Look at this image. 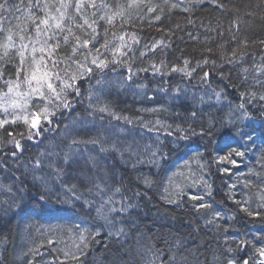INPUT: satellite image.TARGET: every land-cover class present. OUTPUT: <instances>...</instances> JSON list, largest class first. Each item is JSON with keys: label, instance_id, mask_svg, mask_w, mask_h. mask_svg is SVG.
Listing matches in <instances>:
<instances>
[{"label": "trees", "instance_id": "1", "mask_svg": "<svg viewBox=\"0 0 264 264\" xmlns=\"http://www.w3.org/2000/svg\"><path fill=\"white\" fill-rule=\"evenodd\" d=\"M0 12V108L5 110V117L30 116L40 110L42 103L33 102L28 82L35 77V87L42 81L45 67L52 72L57 70L42 51L47 48L51 53L52 45L59 48L54 53L57 62L62 59L69 63L73 74L80 72L74 61L88 67L98 56L110 62L122 60L118 67L131 60L135 61V68L155 63L164 74L140 72L134 82L146 88L137 89L134 85L127 91L110 93L111 104L123 114L119 124L109 127V118L100 123L97 115L95 127L67 130L77 113L85 116L87 109L81 105L74 113L59 115L55 121L58 127L49 128L36 138L37 142L22 139L24 151L15 162L0 155L9 169L4 183H9L10 174L16 171L26 185L17 196L0 195V200L8 201L0 211V264H22V257L31 247L28 238L32 240L38 230L43 232V226L58 219L83 224L96 233L79 259L82 264H228L226 237L235 258L244 255L250 257L249 264H255L259 258L257 247H264V190L260 208L242 211L237 203L241 200L230 191L228 178L221 170L216 149L226 131L239 141L233 144L236 149L249 134L264 162V101L260 100L264 96V0H5ZM89 40L92 44L86 48L85 41ZM129 52L133 55H127ZM143 52L147 55H141ZM163 62L165 66L161 68ZM173 66L180 70L171 73ZM19 69L22 71L18 74ZM59 70L63 76V64H59ZM188 71L192 72L190 77L186 75ZM204 73L210 75L202 82ZM122 75L109 73V78ZM17 82L18 89L14 87ZM91 84L95 85V79ZM81 88L80 100L87 104L89 83L81 81ZM157 88L167 89V94L156 93ZM45 93L51 95L47 88ZM241 93L244 96L239 98ZM242 100L249 120H242L243 113L238 111ZM193 111L194 119L190 115ZM156 120L165 129L179 126L184 132L172 137H166L164 132H148L145 126L152 128ZM43 126L47 125L42 121ZM117 127H124L126 135L117 132ZM201 129L203 135L199 134ZM16 132L27 135L19 120L16 125L0 128V138L5 144L14 142L19 137L11 138L8 133ZM75 136L85 141L95 137L99 148L106 151L100 152L96 144H73ZM113 145L123 153L127 166L112 151ZM129 146L138 155H130ZM223 146L224 141L220 144ZM78 147H85V155L79 163L69 164L64 181L77 182L80 188L75 191H79L85 187L80 175L84 173L90 185L97 182L96 177L101 183H118L124 194L134 200L133 193L139 191L141 196L134 201L138 207L129 216L104 224L94 210L72 200L60 182L51 179L56 169L64 171L66 154L77 159ZM157 149L162 155L153 157ZM3 150L10 153L12 146ZM193 153L208 179L210 209L193 206L187 200L171 203L163 198L166 174L175 162ZM36 159L54 165L36 173L47 174L45 179L51 180L47 185L32 183L31 165ZM151 159L155 160L154 165L146 163ZM140 160L145 163L140 164ZM92 163L95 169L90 166ZM133 163L137 164L135 169ZM25 165L29 167L26 178ZM145 177L149 187L142 183ZM41 194L44 200L40 199ZM93 198L99 204L100 198ZM13 204L21 205L22 210L16 211ZM211 211H219L222 218L213 220ZM256 211L261 215L248 214ZM121 228L124 234L115 235ZM241 240L247 241L248 246L237 253ZM50 256L48 264H61Z\"/></svg>", "mask_w": 264, "mask_h": 264}, {"label": "snow or ice", "instance_id": "2", "mask_svg": "<svg viewBox=\"0 0 264 264\" xmlns=\"http://www.w3.org/2000/svg\"><path fill=\"white\" fill-rule=\"evenodd\" d=\"M5 0H0V4H4ZM3 13L0 12V15ZM39 27V25H37ZM49 41L51 40V33L48 34ZM92 44V41H85V47L88 48L89 45ZM106 47V46H105ZM155 47L151 49V51H155ZM45 56L48 59L52 60V67L56 68L57 70L52 72L50 69L45 67V72L42 73L44 75V79L40 81L38 84H35V87H33V83L35 82V77H33L29 82V94L33 95V102L39 101L42 103V106L39 111L31 113L30 116H24V117H18V116H11V117H5L3 115L4 109L0 108V128H4L6 125H16L17 121L19 120L20 123L22 122L23 125L26 128L27 135H25V132H16V133H8L9 137H19L13 141L9 140L7 144H5V141L3 138H0V155H3L4 157H10L13 159V162H15L16 159L19 158L20 155H22L24 151L23 144L21 143L22 139H27L29 141L37 142V137H42L43 134L49 130L52 126L58 127L55 124L56 118L64 113H74L76 112L78 106L83 105L87 111L85 116L81 117L79 113L76 115V119L73 121V124L77 127V129L83 128H92L96 126V118L97 115H99L100 123H104L105 117L109 118V127H112L114 124H119L122 118L123 114H120L117 112L114 105L111 104L109 96L110 93L113 91L121 92V91H127L129 89H132L135 85V88H146V85H140L135 84L134 77L138 75L140 72L149 73L153 76L164 74L159 72V69H157V66L155 63H150L148 66L143 68H135V61L131 60L128 65L124 67H118V65H121L123 63L120 59H113L111 62L106 58L96 57L91 60L90 66L84 67L80 64L79 61H74L76 66L80 69L79 74H73L72 69L69 65V63L65 62L64 60H60L59 63L57 62V59L54 55L55 52L59 51V48L56 45L51 46V53H49V50L47 48L42 49ZM114 55V54H113ZM121 55H125V53H121ZM127 55L132 56L133 53L129 52ZM141 55H147V52L141 53ZM188 61L185 60L184 64H187ZM59 64L64 65V72L65 74L62 76L61 72L59 70ZM205 65H207V61H205ZM43 66V65H42ZM165 66V63L163 62L160 67L163 68ZM135 68V70H134ZM180 69L178 67H171L170 72L176 73ZM22 71V69L18 70ZM118 72H122L123 75L117 79H110L109 73L117 74ZM169 75V72L167 73ZM188 77L192 75L191 71H188L186 73ZM210 73H204V76L201 77V81L203 82L205 77H208ZM3 78V74L0 73V79ZM95 79V85L91 84V81ZM55 81V82H54ZM81 81H87L89 83V88L87 91V96H85V100L88 101L87 104H83V102L80 100L82 88H81ZM10 83V82H9ZM15 88H19L20 84L17 82V84L14 86ZM45 88H47V92L51 95H47L45 93ZM177 93L179 90H176ZM155 92H163L167 94V89H161L157 88L155 89ZM23 95L24 93H20ZM216 97H220V93L217 92ZM244 96L243 93L240 94L239 98H242ZM149 100L155 99L154 96H147L146 97ZM178 98V97H177ZM203 99V98H202ZM260 100L264 101V96H260ZM102 101V102H101ZM30 106V105H29ZM154 109H157L156 107H153ZM139 111V109H138ZM238 111L242 112L243 115L241 116L242 120H249L250 116L247 114V110L245 108V102L242 100L240 105L238 106ZM192 118L194 119L196 116V112L193 111L190 113ZM126 118V117H125ZM42 121L44 125H42ZM67 127V126H66ZM172 128H175V131L172 130ZM145 129H147L148 132L152 133L155 132L157 134L164 132L166 133V137H172L177 135V133H183L184 129L179 126H170V128L165 129L164 126L161 124L159 120H156L154 122V126L152 128H148L145 126ZM191 131V129H189ZM117 132H119L121 135H126V130L124 127H117ZM200 135H203V130L201 129ZM186 135V134H185ZM224 141V146L220 147L221 142ZM229 141L231 143H229ZM73 144H79V143H88V144H96L98 147V150L100 152H105L106 149L99 148L98 144L99 142L96 140L95 137H90L87 141L83 140L82 138L75 136L72 139ZM239 141H236L234 137H232L230 132H224L221 136V139L217 141V149L216 151L219 154L218 161L221 163V170L223 172H229L231 169L229 168V164L222 163L223 161H228L229 157L232 156L233 153H235L237 156L243 155V152L238 151L233 144H238ZM11 145L12 150L11 152H5L3 149L4 147ZM147 148H151L150 146ZM197 148L199 146L197 145ZM112 151L116 153L117 157L120 159L121 164L124 166L128 165V161L124 159L123 153H121L115 145L112 146ZM128 151L130 155L136 156L138 155L137 152H133L131 147L129 146ZM77 155L79 154V149L76 150ZM45 155V153H41V156ZM53 156H58L59 153H51ZM70 153L66 154L63 159V166L64 171H60L59 169H56V174L53 178L56 182H60V186L63 189V191L66 194H70V197L72 200L76 201L77 203L81 204V206L87 207L89 210H94L96 212L97 218L104 221V224H112L114 220L117 217H121V220L124 216H129L137 207L138 204L135 203L137 199L140 198L141 193L139 191H135L133 193V196L136 197V199H132L129 196H126L124 194L123 188L120 186V184L112 185L110 181H106V183H101L99 181V177H96V183L94 185H90L88 183L89 177L86 176L84 173H81V177L85 180V187L83 189H80L79 191H75V189H79L80 186L77 182H73L71 184L64 181V174L69 166V164L72 162V159L70 158ZM157 155H162L159 150L153 152V157ZM140 164H144L145 161L140 160ZM146 163L149 164H155V160L151 159L148 160ZM237 161L235 159H232L230 161V165H236ZM32 168L34 169L32 173V183L35 185L37 181H39L41 184L47 185L51 182V180H46L45 176L47 175L45 173L44 176L37 175L36 173L39 172V170L42 167H54V165H47L43 164L40 159H36L32 163ZM93 169H95L96 165L95 163H92L90 165ZM132 168L135 169L137 167V164L133 163ZM16 168H19L20 166H15ZM0 173H3V176H0V195H5L7 193L8 197L11 198L13 196H17L18 193L23 192L25 190V183L22 180V176L16 175V171H13L11 175V180L9 183H4V176L9 175V169L8 165L4 163L3 159H0ZM29 175V167L28 165L24 166V173L23 176L26 178ZM143 185L145 187H149V180L147 177L143 179ZM19 185V187H16V185ZM234 187V186H233ZM95 189V191H93ZM109 189L111 191L109 192ZM117 196H120L121 198L119 200L116 199ZM93 197H99L100 202L97 204L96 200ZM193 201H199L198 204L199 208H210L211 204L205 203L204 197L196 194V195H190L189 197ZM41 200L45 199V196L41 194L40 197ZM7 200H0V211L3 210L2 205L4 203H7ZM237 203L240 205V208L242 211L247 212L248 209L246 207V203L243 201H237ZM117 205H119L117 207ZM13 208H15L16 211L22 210L21 205L13 204ZM249 215L253 216H260L261 213L259 211L256 212H250ZM220 216L219 213H216V217L218 218ZM211 223V221H209ZM103 225H101L102 227ZM99 234V233H97ZM124 234V229H119L115 235L119 236ZM235 239V237L233 238ZM225 249H226V255L228 256V264H249L250 257L245 258L244 255H240L239 258H235L233 256V249L231 247H228V240L227 237L224 241ZM240 247L236 248L237 253H242L248 246V242L241 240L239 241ZM36 254H39L38 252ZM258 254L261 257H264V249L258 250Z\"/></svg>", "mask_w": 264, "mask_h": 264}, {"label": "rangeland", "instance_id": "3", "mask_svg": "<svg viewBox=\"0 0 264 264\" xmlns=\"http://www.w3.org/2000/svg\"><path fill=\"white\" fill-rule=\"evenodd\" d=\"M75 129L77 127L72 123L67 130ZM256 144L251 135L248 134L237 148L238 151L243 152V155L237 156L233 153L228 161L222 162L229 164L231 169L229 172H225L231 188L230 191L237 199L245 202L247 209L251 211L260 208L261 191L264 190V162L261 155L257 153ZM84 148L78 147L79 151H83ZM45 152L46 150L43 153ZM84 155V151L80 152L77 159L73 158L71 163H79ZM232 159L237 161L236 165H230ZM164 180L162 189L164 200L171 203H183L187 200L193 206L198 207L200 202L193 201L189 197L199 194L204 197L203 202L209 203L208 179L205 178L203 168L194 153L187 159L175 162ZM216 213L220 214L219 211H211L210 217L218 221L222 217L220 214L217 218ZM42 230L43 232L38 230L32 240L28 238L31 247L29 253L22 257V264H48L50 255L61 264H82L79 259L86 252L89 242L96 236L93 229L88 226L70 223L67 220L63 221V219L54 220L52 223L43 226ZM260 249H264V247H257V253ZM37 252L39 254H36ZM45 253L50 255H45ZM258 257L255 264H264V257Z\"/></svg>", "mask_w": 264, "mask_h": 264}]
</instances>
